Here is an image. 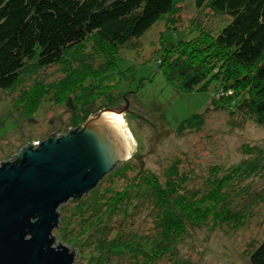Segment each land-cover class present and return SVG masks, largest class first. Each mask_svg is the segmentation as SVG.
<instances>
[{"label": "rangeland", "instance_id": "rangeland-1", "mask_svg": "<svg viewBox=\"0 0 264 264\" xmlns=\"http://www.w3.org/2000/svg\"><path fill=\"white\" fill-rule=\"evenodd\" d=\"M226 24V17L210 9L197 10L193 0H185L182 14L163 16L141 38L117 50L99 37L92 38L58 64L40 70L31 65L17 86L0 91V165L15 160L29 143L37 145L52 135H67L100 111L125 109L127 102L130 113H123L122 122L129 131L133 153L114 170L130 164L123 173L128 180L149 171L164 181L165 170L180 161L189 176L187 188L206 191L213 187L215 178H222L246 161L258 162L256 171L248 177L224 185L218 213L222 218L215 215L206 222L189 225L187 235L160 259L155 256L159 247L155 249L150 242L156 231L148 205H139L137 210L130 205L127 214L117 210L107 219V245L102 249L97 240L103 236L93 229H82L80 222L76 228L67 229L79 220L73 218L76 203L70 201L59 210L64 230L57 229L53 235L56 247L62 242L75 252V264H249L252 252L264 242V124L259 125L246 113V104L237 110L212 107V91L220 82L209 86L206 81L193 92H182L167 82L158 64L172 46L204 30L218 34ZM89 105L105 108L90 114ZM206 112L201 130H186L179 135L183 121ZM88 113V119L80 123ZM121 177L113 178L106 187L123 192L128 181ZM138 201L133 199L131 204ZM71 230L74 237L69 234ZM120 236L127 245L111 248L108 242L117 243ZM143 240L148 241L145 246L152 257L134 249V243Z\"/></svg>", "mask_w": 264, "mask_h": 264}, {"label": "trees", "instance_id": "trees-1", "mask_svg": "<svg viewBox=\"0 0 264 264\" xmlns=\"http://www.w3.org/2000/svg\"><path fill=\"white\" fill-rule=\"evenodd\" d=\"M184 1L0 0V91L17 86L31 65L40 70L58 64L92 38L99 37L117 50L141 38L163 16L173 18L182 14ZM193 1L197 10L210 9L226 17L227 24L218 34L212 29L204 30L199 36L166 50L158 64L167 82L186 93L206 81L209 86L220 82L212 91V107L237 110L246 104V113L263 125L264 0ZM108 68H99V72ZM228 91H232L230 96H226ZM88 107L92 108L88 110L90 114L105 108ZM89 113L80 123L88 119ZM207 116L208 112L193 115L179 125L177 132L182 135L186 130H201ZM257 167V161L244 162L222 178H215L211 183L213 187L206 193L187 188L189 176L184 174L180 161H174L165 170L164 181L149 171H141L128 180L123 173L126 174L125 170L131 165L126 164L123 169L113 170L85 200L75 205L73 218L79 220L67 229L76 228L80 222L82 229H93L103 236L97 242L105 249L104 240L109 232L106 220L119 211L127 214L130 205L137 210L139 205L146 204L153 213L156 231L149 240L154 242L155 249L159 247L155 256L160 259L187 235L189 225L206 222L215 215L222 218L218 213L223 205L224 185L238 177H248ZM121 175L128 181L123 192H115L113 186L106 187L113 178H122ZM133 199L140 201L131 204ZM85 214L90 216L84 218ZM63 221L61 217L59 232L64 230ZM69 234L74 237L72 230ZM124 241L120 236L117 243H108L112 248L127 245ZM147 242L134 243V249L147 256ZM159 242L162 244L157 246ZM145 256H141L142 259ZM249 264H264V242L252 252Z\"/></svg>", "mask_w": 264, "mask_h": 264}, {"label": "water", "instance_id": "water-1", "mask_svg": "<svg viewBox=\"0 0 264 264\" xmlns=\"http://www.w3.org/2000/svg\"><path fill=\"white\" fill-rule=\"evenodd\" d=\"M127 107L100 111L67 135L29 143L0 165V264H75L74 251L62 242L55 246L59 210L80 203L132 155L122 122Z\"/></svg>", "mask_w": 264, "mask_h": 264}, {"label": "bare ground", "instance_id": "bare-ground-1", "mask_svg": "<svg viewBox=\"0 0 264 264\" xmlns=\"http://www.w3.org/2000/svg\"><path fill=\"white\" fill-rule=\"evenodd\" d=\"M129 132V131H128Z\"/></svg>", "mask_w": 264, "mask_h": 264}]
</instances>
